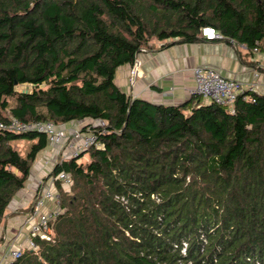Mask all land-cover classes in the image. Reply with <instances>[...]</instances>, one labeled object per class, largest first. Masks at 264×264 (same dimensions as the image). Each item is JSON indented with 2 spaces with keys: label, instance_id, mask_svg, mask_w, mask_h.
I'll use <instances>...</instances> for the list:
<instances>
[{
  "label": "trees",
  "instance_id": "16d2710c",
  "mask_svg": "<svg viewBox=\"0 0 264 264\" xmlns=\"http://www.w3.org/2000/svg\"><path fill=\"white\" fill-rule=\"evenodd\" d=\"M206 27L258 49L264 0H0V121H88L100 143L54 166L72 180L57 181L61 211L11 264H264V93L243 91L232 113L115 83L153 41L198 42ZM46 146L0 129V227Z\"/></svg>",
  "mask_w": 264,
  "mask_h": 264
},
{
  "label": "crops",
  "instance_id": "0c3cea01",
  "mask_svg": "<svg viewBox=\"0 0 264 264\" xmlns=\"http://www.w3.org/2000/svg\"><path fill=\"white\" fill-rule=\"evenodd\" d=\"M172 41L155 40L151 48L141 52L139 70L134 82L130 80L131 65H123L115 74V83L132 97L144 98L154 103L181 104L191 99L194 88L193 69L212 66L228 78L242 83V90L264 93V46L257 50L246 48L233 40L213 39L193 43L163 44ZM256 48V47H255ZM206 103L205 98H200ZM88 121H75L62 125L68 131L82 128ZM32 144V143H31ZM63 146L47 144L32 163L29 176L9 203L0 227V259L9 248H26L29 230L36 220L32 203L40 190L58 191L55 176H50L54 162L63 153ZM58 183L62 184L61 181ZM58 203L46 199L40 209L43 213L57 209Z\"/></svg>",
  "mask_w": 264,
  "mask_h": 264
},
{
  "label": "built area",
  "instance_id": "2783aa9c",
  "mask_svg": "<svg viewBox=\"0 0 264 264\" xmlns=\"http://www.w3.org/2000/svg\"><path fill=\"white\" fill-rule=\"evenodd\" d=\"M202 34L208 40L222 39L221 33L211 27L202 29ZM254 50H257L254 48ZM139 60L136 59L131 66V82L134 81V77L138 74ZM194 88L190 94L193 97L205 98L206 102H213L217 105L228 106L230 112H234V103L241 96L243 90L242 83L238 80L228 78L220 73L216 68L212 66H196L193 69ZM249 91H253L250 88ZM242 99H246L242 96ZM94 126H101L100 133H106L105 121L99 119L94 123ZM0 129H4L10 132L23 133V132H41L46 135L47 144L62 145L64 144L65 151L61 154L57 160L60 163L63 160L77 157L82 151L91 146H99L100 143L97 138L96 132L89 129L81 131V128H73L72 131L66 130L65 127L57 125L53 121H22L16 118H10L8 121H0ZM57 163V164H58ZM55 180L61 181L63 185L69 184L70 176L66 172H59L55 177ZM60 193L58 191H52L49 188L40 190L32 203V214L36 215V220L31 225L29 230V242L28 247L36 250L37 245L32 240V237L40 236L47 238L50 234V220L60 213L59 210H54L48 213H43L40 209L44 205L46 199H51L59 205ZM25 248H12L10 247L8 252L0 259V264H11L14 260L20 258Z\"/></svg>",
  "mask_w": 264,
  "mask_h": 264
},
{
  "label": "rangeland",
  "instance_id": "374dc122",
  "mask_svg": "<svg viewBox=\"0 0 264 264\" xmlns=\"http://www.w3.org/2000/svg\"><path fill=\"white\" fill-rule=\"evenodd\" d=\"M132 68V67H131ZM130 71H131V69H130ZM130 76H131V73H130ZM136 77V76H135ZM135 77H134V80H135ZM134 82V81H133ZM29 88V86H25V85H22V86H20L19 87V89H22V88ZM35 140H28V139H24V140H19V141H16L15 143V146H17V149H18V151L20 152V154L22 155V156H25L26 154H27V152H28V149H29V147L31 146V143L32 142H34ZM51 145H54V144H51ZM57 146H63V148H64V151H65V147H64V144H62V145H57ZM63 151V152H64ZM61 156V155H60ZM60 158V157H59ZM58 163V161H56V163L54 162V166L56 165ZM71 178V177H70ZM71 183H72V180L70 179V182H69V184L67 185V184H65L64 185V187H63V189H64V191H68L69 189H70V185H71ZM59 209H61L60 208V206L58 205V207H57V209H55V210H59ZM54 211V210H53ZM27 248V247H26Z\"/></svg>",
  "mask_w": 264,
  "mask_h": 264
},
{
  "label": "water",
  "instance_id": "95a60500",
  "mask_svg": "<svg viewBox=\"0 0 264 264\" xmlns=\"http://www.w3.org/2000/svg\"><path fill=\"white\" fill-rule=\"evenodd\" d=\"M20 91L21 92H28L29 91V88H27V87L26 88H22V89H20Z\"/></svg>",
  "mask_w": 264,
  "mask_h": 264
}]
</instances>
